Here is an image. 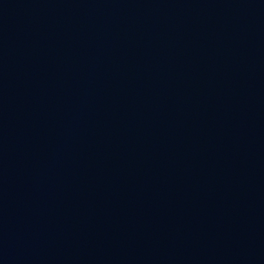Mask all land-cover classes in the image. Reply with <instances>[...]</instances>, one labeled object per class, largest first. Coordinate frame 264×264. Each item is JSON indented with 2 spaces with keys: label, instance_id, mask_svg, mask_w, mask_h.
<instances>
[{
  "label": "water",
  "instance_id": "95a60500",
  "mask_svg": "<svg viewBox=\"0 0 264 264\" xmlns=\"http://www.w3.org/2000/svg\"><path fill=\"white\" fill-rule=\"evenodd\" d=\"M0 264H264V0H0Z\"/></svg>",
  "mask_w": 264,
  "mask_h": 264
}]
</instances>
